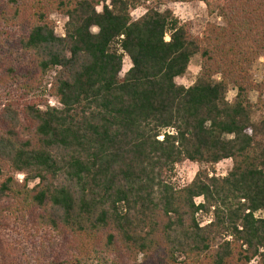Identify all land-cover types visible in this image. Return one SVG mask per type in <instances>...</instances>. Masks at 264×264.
<instances>
[{"label":"trees","instance_id":"1","mask_svg":"<svg viewBox=\"0 0 264 264\" xmlns=\"http://www.w3.org/2000/svg\"><path fill=\"white\" fill-rule=\"evenodd\" d=\"M163 2L0 0V264H264V0Z\"/></svg>","mask_w":264,"mask_h":264},{"label":"rangeland","instance_id":"2","mask_svg":"<svg viewBox=\"0 0 264 264\" xmlns=\"http://www.w3.org/2000/svg\"><path fill=\"white\" fill-rule=\"evenodd\" d=\"M110 2L111 0H106L107 5H109ZM143 3L144 5L141 8H139L138 10L132 13V16L135 20L142 17L147 12V9L149 7H155L161 10L170 8L175 13V15L180 19L181 22L191 24L194 34L199 35V36H202L203 31L205 30L206 26L209 23L220 24L221 22L219 18L210 17L208 15L207 7L203 3L164 5L163 0H143ZM98 9L101 11V8H98ZM51 20L56 24V27H55L56 35L58 37H64L65 36V25L67 23V19L64 16L55 13L52 15ZM93 32L97 33V29H94ZM200 64H201L200 59L198 57L194 58L192 60L190 69L188 73L186 74V76L182 79H178L177 83L185 87H189L193 85L196 82V79L200 74ZM131 67L132 65L130 63V60L126 58L124 61V68H123L121 77H124V75L130 70ZM253 77H254V80L259 85L262 86L263 103H264V60L263 59H261L255 65L253 69ZM52 78L53 77H49V80L52 81ZM235 97H236V92L232 90L228 95V100L230 102H233L235 100ZM50 98L51 97H48V101L50 100ZM251 98H252V101L256 103L258 100V94L254 93ZM54 99L55 98H53V100ZM55 102H57V100ZM255 119L257 121L260 120L259 114L256 113ZM231 164H232L231 161H225V162L218 164L216 166L215 174H217L218 172L219 174H228L232 166ZM201 168L205 169L204 166H200V165L190 163V162H185L182 165L177 166L173 181L179 186L188 185L193 181L196 174ZM17 178L20 182H23L24 176L18 175ZM200 202H201V199H198L197 203L199 204ZM8 240L6 239V241ZM10 254L15 255L13 252H11L8 249L6 251V255H10Z\"/></svg>","mask_w":264,"mask_h":264},{"label":"built area","instance_id":"3","mask_svg":"<svg viewBox=\"0 0 264 264\" xmlns=\"http://www.w3.org/2000/svg\"><path fill=\"white\" fill-rule=\"evenodd\" d=\"M56 100L54 99L53 100V98H50V100H49V104H50V106L51 107H53V108H57L58 107V103L57 102H55ZM212 176V175H211ZM216 176H218V177H225V176H227V174H219V172L216 174Z\"/></svg>","mask_w":264,"mask_h":264}]
</instances>
